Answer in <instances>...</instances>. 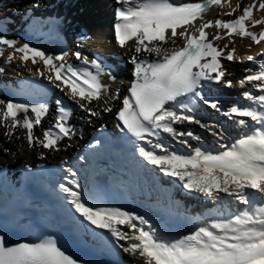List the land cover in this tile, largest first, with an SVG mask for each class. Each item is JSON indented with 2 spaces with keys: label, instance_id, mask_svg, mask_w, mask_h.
I'll return each mask as SVG.
<instances>
[{
  "label": "snow or ice",
  "instance_id": "obj_1",
  "mask_svg": "<svg viewBox=\"0 0 264 264\" xmlns=\"http://www.w3.org/2000/svg\"><path fill=\"white\" fill-rule=\"evenodd\" d=\"M116 2L120 6L116 9L115 39L120 47L134 41L136 53L130 61L133 79L117 112V127L122 124L123 129L136 141H145L150 145L148 149L138 146L139 156L166 176L176 178L184 189L205 197L225 193L243 207L225 218L201 221L199 226L180 238L164 240L157 236V230L142 216L119 208L88 203L78 191L80 183L71 169L68 171L72 178L68 179L67 185L61 184L60 189L67 194V201L84 221L104 230L116 241H129L127 246H122L123 251L140 258L143 264H264V63L257 71L247 70L249 74L239 81L241 86L246 82L254 84L258 94L244 91L242 98L249 102L247 105L235 103L223 111V115L244 131L235 137H226L225 131L220 129L212 132L218 138L217 144L212 147L203 144L193 146L184 139L179 142L187 147V151H169L160 142L163 133L174 139L190 137L200 141V137L191 131L181 132L174 127L183 122L200 124L194 116L184 114L191 113L192 108L181 98L191 94L192 103L199 98L205 105L221 111L219 101L204 98L199 90L201 82L214 80L224 82L227 87L233 86L231 80H224L226 70L219 59L223 50L214 44L222 37L218 32L209 40L205 31L213 26V21L195 27V22L203 19L210 6H223L225 0ZM241 8L242 14L236 19H216L214 25L218 30L227 29L229 36L237 34L259 44L264 41V30L256 33L246 25V21L251 22V27L264 25V18L253 19L255 0L246 7L237 5L225 15H233ZM258 8L264 10V0H261ZM189 28H193V31L190 32ZM178 36L185 41L182 47H164L169 42L175 44ZM0 44L14 48L15 52L21 54V61L31 59L33 64L37 63V58L43 61L45 69L51 73L47 79L63 84L61 91L68 89L74 100L78 98L90 103L100 98L104 86L99 75L103 68L96 61L82 57L80 52L74 54L76 58L85 64L91 63L97 70L96 74L78 70L70 64L57 65L56 61H63L66 54L48 56L27 43L16 47L14 41L4 38H0ZM234 52L235 49H232L226 59L233 60ZM141 53L154 55L156 59L142 58ZM13 58L9 56L8 60ZM248 59L252 60L253 57L249 56ZM0 72H3L2 68ZM39 74L44 75L43 72ZM60 84L56 86L60 87ZM56 104L55 121L43 132V139L34 135L33 128L41 124L48 112L44 104L29 106L0 100V105H3L0 108V126L6 129L5 135L8 136L17 127L26 129L30 147L38 142L44 148H54L60 139L71 138L74 134L68 125L70 112L60 106L61 101H56ZM79 106L85 109L83 103ZM85 110L93 116L98 114L90 108ZM29 111L34 118L27 115ZM21 113L25 114L23 120L18 118ZM201 127L209 126L201 124ZM149 138H156L157 142L153 143ZM226 139L230 142H220ZM134 221H138L139 225H149V230L138 227ZM121 226L138 234L130 235ZM0 264H77V261L66 255L52 240L8 245L5 238L0 236Z\"/></svg>",
  "mask_w": 264,
  "mask_h": 264
},
{
  "label": "bare ground",
  "instance_id": "obj_2",
  "mask_svg": "<svg viewBox=\"0 0 264 264\" xmlns=\"http://www.w3.org/2000/svg\"><path fill=\"white\" fill-rule=\"evenodd\" d=\"M181 2H197V0H181ZM260 2L261 0H255L256 8L253 9V19L264 18V10L258 8ZM252 4L253 0H225L223 6H210L203 14V19L195 22V27H199L203 22L213 21V26L205 29L208 33V39L211 40L219 32L222 39L214 41L215 46L222 49L223 53L226 50L235 49L233 55L242 63L244 77L249 74L247 69L257 71L259 66L264 63V41L257 44L248 37L237 34L229 36L227 29L218 30L214 22L216 19L224 21L236 19L242 14V8L237 9L233 15H225V13L231 12L237 5L246 7ZM3 5L11 11L4 17L1 15L3 14L1 11ZM119 6L116 0H0V38L14 41L16 47L27 43L30 47L39 49L52 57L66 54L63 61H56L57 65L65 63L73 66H83L85 63L78 60L74 55L76 52H80L82 57L87 58L89 61H96L103 68V72L99 75V79L104 86L100 98L93 99L90 103L86 100L79 101L78 98L74 100L69 95L68 89L61 91V88L64 87L63 84H60L59 81L53 83L47 79L51 73L45 69L43 61H40L39 58H37L35 64L31 62V59L27 62L21 61V54L15 52L14 48L0 44V68L3 69V72H0V100L29 106L44 104L48 107V112L42 118L41 124L34 125L33 128V133L38 139H43V132L50 128L55 121L58 108L56 101L59 100L61 101L60 106L70 112L68 125L74 130L71 138L64 137L60 139L54 148H44L38 142L30 147L27 140V130L23 127H17L15 132L8 136L5 135L6 129L0 126V166H5L9 180L15 185H18L19 169L24 164L30 166L36 164L58 165L61 168L62 184L67 185L68 179L72 178L71 173L68 171L71 169L72 172L76 173L75 179L80 183L78 191L81 192L82 197L86 199L89 195L91 189V183L89 182L90 164L85 156L87 135L95 132L101 126L114 130L112 117L122 106V98L126 95L130 81L133 79V65L130 61L136 55L134 52L135 42L129 41L125 47H120L115 39L114 25L117 22L115 8L117 9ZM246 25H249L250 31L256 33L264 30V25L251 27L250 21H246ZM177 31L179 32L180 29ZM189 31H193V28H189ZM175 41V44L169 42L164 47H181L185 43L179 36L175 38ZM225 45L228 47L225 48ZM9 56L14 58L9 61ZM106 56L113 58L116 65L109 66L108 63L104 65ZM249 56L253 59L249 60ZM141 57L150 60L156 59L154 55L148 56L145 53H141ZM87 65L91 70L97 72L91 63ZM40 72H43L44 75L41 76ZM213 75L215 74L213 73ZM240 80L236 79L238 88L229 89L232 96H242L244 91L252 92L253 88L256 89L254 84L247 82L241 86ZM30 81L44 83L47 92L41 97L32 99L17 97L22 88ZM57 84H60V87H57ZM205 85L209 86L201 82L199 90L205 88ZM181 99L192 108L191 113L184 112V114L203 118L198 114L199 98L195 99V103L191 102L193 99L191 94ZM53 103H55V106ZM80 103L85 105V109L90 108L98 114L91 115L79 106ZM225 104L233 105L235 103L231 99L226 101ZM0 108H3V105H0ZM107 108H110L111 111H105ZM177 111L180 110L177 109ZM24 115V113H21L18 118L23 120ZM27 115L34 118L31 111ZM249 123L251 124V121ZM174 127L181 132L191 131L198 137L202 131L200 129L201 124L198 127L196 123H177ZM241 131H244V129L233 128V132L229 134V137H235ZM149 139H152L153 143L157 142L155 138ZM184 139H187L191 145L196 142L190 137L174 139L167 133L162 134L160 142L169 151L184 152L183 145L179 142ZM135 146L136 151L132 156V170L128 177L132 188L131 196L138 206L157 212L166 220H171L178 238L189 234L195 227L199 226L201 219L210 221L212 218H225L237 211L231 204L228 206L230 210H217L216 206H209L202 208V218L200 219L198 215L194 214L193 209L200 197L193 192L183 195L181 192H176L174 187L172 188L175 189L173 192L170 189L171 180L167 177H157L158 168L148 164L138 154V146H144L148 149L150 145L145 141H137ZM207 146L211 147L208 144ZM148 175H151L155 181L149 179ZM64 194L66 199L67 194ZM215 198L216 195L212 196V200H215ZM66 202L73 211L75 228L86 252L95 253L98 250L102 245L100 234H103L108 238V248L116 260L126 264L127 259L125 261L122 255V253H125L128 260L132 261L133 264L142 262L140 258L123 251L122 246H127L129 241H116L104 230L96 229L75 212L74 207L67 199ZM191 213L196 216L197 223L193 216H189ZM137 226L146 230L143 225L137 224ZM121 227L123 231L128 232L130 235L138 234L126 226Z\"/></svg>",
  "mask_w": 264,
  "mask_h": 264
},
{
  "label": "rangeland",
  "instance_id": "obj_3",
  "mask_svg": "<svg viewBox=\"0 0 264 264\" xmlns=\"http://www.w3.org/2000/svg\"><path fill=\"white\" fill-rule=\"evenodd\" d=\"M4 6L5 5H3V9H1V11L3 13L1 15L3 17L11 12L10 10H8ZM115 10H116V8H115ZM231 51L232 50H226L224 53L222 52V55L219 59H220V62L222 64L223 68L226 70V75L224 77V80L225 79H226L225 81L231 80L233 82V86L227 87L224 82H223L224 83L223 84L222 82H216L214 80L202 81V82L209 85V86L205 85L206 89L201 88V91H202L204 98L209 99V100L219 101V107H220L221 111H217L215 109L213 110L210 106L205 105L203 103V101H201L199 99L198 114L203 116L204 119L201 117H198V116L195 117V119L199 120L200 124L208 125L209 127L208 128L200 127V129H202L201 135H199L201 140L196 141L198 144H203L206 146L208 144L209 146L212 147L215 144H217V141H218V138L214 137L212 135L213 131H219L220 129H223L225 131V136L229 137V134L233 132V128L237 127V125L233 122L232 119L223 115V111L227 110V108H229V106H231L230 104H225L226 101L232 99V100H234V103H241V104H245V105H247L249 103L248 101L243 100L242 96H239V95L235 96V97L232 96V93L229 91V89L231 90L232 88H238V85H236L237 84L236 79L240 80L242 77H244L243 75L245 74L244 70L242 69V63L238 60V58L234 57V59L231 61L226 59L228 52H231ZM105 59H106V63H104V65L107 63L109 64V66H115L116 65V64H114L115 60L113 58L106 56ZM256 60H257V58H256ZM247 70H249V69H247ZM252 92H254L253 94H258L257 89L253 88ZM215 96H216V98H214ZM53 105L55 106V103H53ZM208 118H210V119H208ZM211 119H213V120H211ZM245 119H247V118H245ZM200 124H196V125L199 127ZM94 130H95V127H94ZM81 135H82V133H81ZM225 141H228V140L226 139ZM225 141H220V142H225ZM196 142H194V144H192V145L197 146L198 144ZM182 148H183L184 152L187 151V147L185 145H183ZM60 170H61V168H60ZM159 171H158V176H157V174H155V176L160 177V178L162 176V177H167L168 179H170L172 182L170 189H172L173 187L176 188V190L172 189L173 192L175 190L176 192H181L183 195H188V193H190L188 190L183 188L182 184L176 178L165 176L164 173H162L161 171L159 172ZM148 177H149V179H152L151 175H148ZM152 181H155V180L152 179ZM161 186H162V184H161ZM195 194L200 197V200H198L195 203V205L193 206V209H194V214L198 215V217H200V219L202 218V212H201L202 208H206L209 206H214V207L216 206L217 210L218 209L219 210H221V209L222 210H228V209L230 210V208L228 207L229 204H231L235 208V210H238V209L243 207V205L237 204L235 201L232 200V198L228 197L227 194H225V193H220V194L216 195L215 200L214 199L212 200V197H205L203 194H200V193H195ZM194 214L191 213V215L189 214V216H193L194 217L193 219L196 222L197 220H196V218H195L196 216ZM201 221H204V220L201 219ZM119 251H120V249H119ZM121 252H122V249H121ZM122 255H123L124 260L127 259V261L125 260L126 264H133L132 261L128 260L125 253H122ZM139 264H143V263L139 262Z\"/></svg>",
  "mask_w": 264,
  "mask_h": 264
}]
</instances>
